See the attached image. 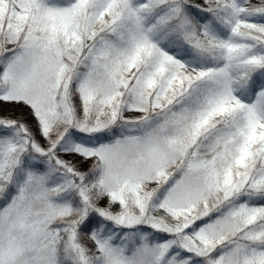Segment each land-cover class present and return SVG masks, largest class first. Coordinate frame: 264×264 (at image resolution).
Returning <instances> with one entry per match:
<instances>
[{
  "label": "snow or ice",
  "instance_id": "obj_1",
  "mask_svg": "<svg viewBox=\"0 0 264 264\" xmlns=\"http://www.w3.org/2000/svg\"><path fill=\"white\" fill-rule=\"evenodd\" d=\"M0 264H264V0H0Z\"/></svg>",
  "mask_w": 264,
  "mask_h": 264
}]
</instances>
